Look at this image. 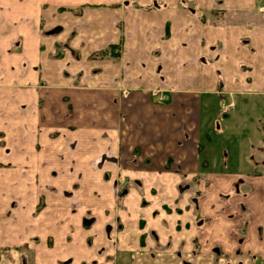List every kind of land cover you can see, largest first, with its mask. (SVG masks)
I'll return each mask as SVG.
<instances>
[{
    "label": "crops",
    "instance_id": "obj_1",
    "mask_svg": "<svg viewBox=\"0 0 264 264\" xmlns=\"http://www.w3.org/2000/svg\"><path fill=\"white\" fill-rule=\"evenodd\" d=\"M183 262L264 264L262 0H0V264Z\"/></svg>",
    "mask_w": 264,
    "mask_h": 264
},
{
    "label": "flooded vegetation",
    "instance_id": "obj_2",
    "mask_svg": "<svg viewBox=\"0 0 264 264\" xmlns=\"http://www.w3.org/2000/svg\"><path fill=\"white\" fill-rule=\"evenodd\" d=\"M58 31V28H53L50 32H48L49 34H53V33H56ZM51 32H53V33H51ZM166 96V95H165ZM167 97H166V99H165V101H163L162 103H164V102H166L167 101ZM125 189H123L122 190V192L119 194L120 195V197L123 195V194H125ZM153 192V191H152ZM144 204V203H143ZM164 210L167 212V213H169L170 211L167 209V208H164ZM91 219H86L85 220V222H84V224L85 225H89V224H91ZM142 225H143V223L142 222H140V226L142 227ZM106 234L108 235L109 234V232H110V227L108 226V227H106ZM140 241H141V243H142V241H143V236H141L140 237ZM182 264H190L189 262H183Z\"/></svg>",
    "mask_w": 264,
    "mask_h": 264
},
{
    "label": "built area",
    "instance_id": "obj_3",
    "mask_svg": "<svg viewBox=\"0 0 264 264\" xmlns=\"http://www.w3.org/2000/svg\"><path fill=\"white\" fill-rule=\"evenodd\" d=\"M263 3H264V0H263ZM165 99H166V97L164 95H161L159 98L160 101H164ZM232 108H233V105L229 104L228 106L223 107L222 110H223V112H227L229 109H232Z\"/></svg>",
    "mask_w": 264,
    "mask_h": 264
},
{
    "label": "rangeland",
    "instance_id": "obj_4",
    "mask_svg": "<svg viewBox=\"0 0 264 264\" xmlns=\"http://www.w3.org/2000/svg\"><path fill=\"white\" fill-rule=\"evenodd\" d=\"M262 3H263V0H262ZM264 4V3H263ZM159 98H160V95H158V97H157V102L158 103H160L159 101ZM162 103V102H161ZM232 104V103H231ZM221 106H224L225 107V105H221ZM103 231H106V227L105 228H103ZM106 233V232H105Z\"/></svg>",
    "mask_w": 264,
    "mask_h": 264
},
{
    "label": "water",
    "instance_id": "obj_5",
    "mask_svg": "<svg viewBox=\"0 0 264 264\" xmlns=\"http://www.w3.org/2000/svg\"><path fill=\"white\" fill-rule=\"evenodd\" d=\"M51 33H53V32H51Z\"/></svg>",
    "mask_w": 264,
    "mask_h": 264
}]
</instances>
